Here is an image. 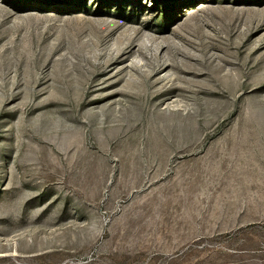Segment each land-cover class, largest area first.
Wrapping results in <instances>:
<instances>
[{"label":"rangeland","instance_id":"1","mask_svg":"<svg viewBox=\"0 0 264 264\" xmlns=\"http://www.w3.org/2000/svg\"><path fill=\"white\" fill-rule=\"evenodd\" d=\"M0 264H264V0H0Z\"/></svg>","mask_w":264,"mask_h":264}]
</instances>
